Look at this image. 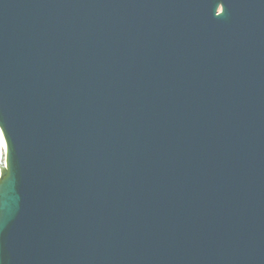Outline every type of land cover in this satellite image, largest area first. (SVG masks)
Listing matches in <instances>:
<instances>
[{"label": "water", "instance_id": "1", "mask_svg": "<svg viewBox=\"0 0 264 264\" xmlns=\"http://www.w3.org/2000/svg\"><path fill=\"white\" fill-rule=\"evenodd\" d=\"M0 264H264V0H0Z\"/></svg>", "mask_w": 264, "mask_h": 264}, {"label": "bare ground", "instance_id": "2", "mask_svg": "<svg viewBox=\"0 0 264 264\" xmlns=\"http://www.w3.org/2000/svg\"><path fill=\"white\" fill-rule=\"evenodd\" d=\"M0 143H1V146H0V149H2V151H3V153H4V151H5V146H4V142H3V140H2V135H1V132H0Z\"/></svg>", "mask_w": 264, "mask_h": 264}, {"label": "rangeland", "instance_id": "3", "mask_svg": "<svg viewBox=\"0 0 264 264\" xmlns=\"http://www.w3.org/2000/svg\"><path fill=\"white\" fill-rule=\"evenodd\" d=\"M2 140H3V138H2ZM3 142H4V140H3ZM0 146H1V143H0ZM4 146H5V143H4ZM5 149V148H4ZM5 151H6V149H5ZM4 151V152H5ZM3 154V151H2V149H0V156Z\"/></svg>", "mask_w": 264, "mask_h": 264}]
</instances>
